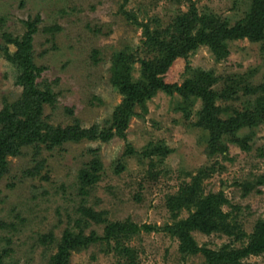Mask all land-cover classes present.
Segmentation results:
<instances>
[{"label":"rangeland","instance_id":"rangeland-1","mask_svg":"<svg viewBox=\"0 0 264 264\" xmlns=\"http://www.w3.org/2000/svg\"><path fill=\"white\" fill-rule=\"evenodd\" d=\"M251 0H0V112L22 98L24 89L16 84L17 66L5 55L2 45L12 53L14 43H6L5 31L21 37L24 21L40 16L33 45L36 63L45 66L41 80H49L57 93V103L45 105L44 118L54 125L82 127L108 125L123 95L112 83L113 56L129 49L146 57L142 50L144 27L166 28L179 16L197 9L199 14H215L229 26L251 10ZM177 17V18H176ZM228 54L218 58L209 46H201L188 59L178 58L165 74L167 83L182 85L191 69L212 70L221 78L219 88L232 77H241L253 87L264 84V48L249 38L229 40ZM132 77L141 74V62L134 63ZM236 78V79H237ZM224 104L239 106L248 97ZM182 97L158 91L141 105L130 119L126 137L109 141L84 138L69 141L52 150L41 143L21 147L9 155L8 170L0 178V253L4 264H49L70 218L80 216V204L106 211L109 221L131 220L151 224L158 230H141L113 240L96 242L73 252L69 264H208L203 253H184L180 239L163 230L167 224L187 218L191 210L173 209L170 198L204 174V194L224 192L229 202L222 206L231 214L241 235L193 231L200 246L220 250L224 245L240 248L247 244L257 221L264 218V184L247 193L245 184L264 176V123L243 127L238 137L249 136V149L230 142L225 152L211 154L210 132L194 124L202 100L189 105V113L179 107ZM234 102V103H232ZM221 103V100L218 101ZM13 107H11V110ZM73 111V112H72ZM188 113V114H187ZM161 147L159 154H144ZM129 149L134 153L129 154ZM167 150L168 153L163 154ZM94 156L101 160L99 181L88 194L79 190L78 174ZM43 164L40 173L29 174ZM122 165V166H121ZM261 189V190H260ZM260 190V191H259ZM105 224H92L89 234L104 233ZM242 232L244 235L242 236ZM52 234L43 242L42 235ZM123 246V247H124ZM245 264H264V253L243 259Z\"/></svg>","mask_w":264,"mask_h":264},{"label":"trees","instance_id":"trees-1","mask_svg":"<svg viewBox=\"0 0 264 264\" xmlns=\"http://www.w3.org/2000/svg\"><path fill=\"white\" fill-rule=\"evenodd\" d=\"M250 4V12L232 26H229L226 19L213 13L199 14L197 9L176 17L177 19L166 28H152L149 23H140L144 27L142 50L146 57L137 56L139 49L136 53L126 49L114 54L111 80L123 95V100L107 121L108 125L103 128L98 124L84 128L79 120L66 126L54 125L44 118L45 105H56L57 93L53 91L49 80L40 79L46 67L36 63L33 40L38 31L40 16L35 20L24 21L27 29L21 37H13L4 31L2 37L6 43L16 45V50L12 53L7 45H2V48L6 57L19 69L15 82L24 89V93L22 98L14 103H7L0 112V178L8 170L9 155H19L21 147L25 145H34L35 153L39 154L41 143L52 150L66 142H78L84 138H100L104 141L116 136L125 138L130 119L135 115H143L137 113L135 107L141 105L143 111L147 112L146 101L160 90L170 95L179 93L182 97L179 108L188 113L190 104H194L198 98L202 100V109L198 112V119L194 124L210 132L211 154L225 152L230 142L249 149L250 137L241 139L238 137V131L245 126L254 128L264 123V84L253 87L241 77H232L227 87L219 88L217 85L221 78L214 71L201 68L191 69V76L186 78L182 85L167 83L164 76L178 58L188 59L203 45L213 49L218 58L228 54L229 40L249 38L251 41L260 42L264 48V0H251ZM137 61L141 62V74L139 79L135 80L132 70ZM241 91L248 97L242 100L239 106L224 104L231 99H240ZM133 151L129 149V154L134 153ZM144 152L150 155L149 153L159 154L163 150L158 147ZM166 153L167 150L163 154ZM42 167L43 164L40 163L29 174L40 173ZM101 167L100 158L94 156L81 168L78 174L81 194H88L89 189L99 181ZM203 179L204 174L198 173L191 183L181 187L180 192L170 198L173 209L187 208L191 213L185 219L167 224L163 230L180 239L182 252L203 253L208 264H245L243 259L263 254L264 218L257 221L253 233L249 235V241L243 247L236 248L227 244L220 250H213L198 245L192 234L196 230L207 234L221 232L239 236L238 238L241 236L237 232L238 225L230 219L231 214L222 209V206L229 202L224 192L204 194ZM263 184L264 176L258 177L255 182L244 185L245 192ZM77 211L80 216L70 218L58 242V250L51 257L49 264H69L73 252H80L96 242H106L110 246L114 240L118 248L130 254L131 250L120 244L122 237L141 230L150 232L159 229L151 224L138 225L131 220L109 221L105 217L106 211H96L84 203L79 205ZM94 223L105 224L102 235L96 230L86 233V229ZM41 237L43 242H47L46 238L51 239L52 234ZM4 256V253H0V264H4ZM132 263L137 264L135 261Z\"/></svg>","mask_w":264,"mask_h":264}]
</instances>
